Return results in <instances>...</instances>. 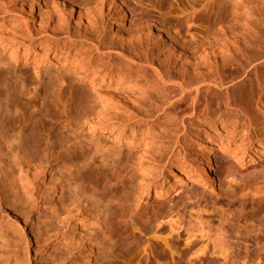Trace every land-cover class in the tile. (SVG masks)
<instances>
[{"label":"bare ground","instance_id":"obj_1","mask_svg":"<svg viewBox=\"0 0 264 264\" xmlns=\"http://www.w3.org/2000/svg\"><path fill=\"white\" fill-rule=\"evenodd\" d=\"M128 1L41 0L39 2L40 6L38 7L33 3L23 1L20 6L21 13L27 19L33 21L39 20L40 26L44 27L46 32L54 38L52 43L41 41L39 48L36 46L32 48L30 46L22 57L23 61L26 63L31 60L34 66L41 64L64 66L66 61L59 62V59H54L61 52V49L64 50L66 48L65 44L62 43L63 40L66 42L70 40H81V42H84L96 52L103 53L108 58V61L116 56L122 59L124 61L122 69L117 71L112 69L106 70L102 63L96 62V59L88 60L87 64L80 62L75 65L76 71L81 72L82 75H91L90 80L98 77L100 82L106 81L108 83H114L115 88L113 91L99 90L97 93L98 99L96 100L93 95L87 93L85 88L78 89L81 92L73 90L77 96V103L79 102L81 105L86 104L83 106L84 110L81 116L88 121V128L92 132H97L100 135L109 133L113 140H116L118 143L134 144L132 138L124 135V131L127 129V125L125 124L127 120L123 117L125 114L133 115L136 112L138 114L142 110L150 111L154 109L157 112H164L168 118L166 126L164 127L165 139L160 149L161 156L164 154H174L176 149L178 150V154H181L182 144L186 142V139L182 140L181 136L186 135L187 123L193 118L199 119L210 113L220 112V114L223 113V116L221 115L223 118L234 119V127L229 131V138L232 140V144H217V135L221 132V128L217 127L213 131L202 133L199 138L190 144L191 155L189 160H185L184 164L170 163L171 166L176 165L177 168L173 167V171L165 182H162L158 186H153L154 200L149 210L150 214L145 213L139 225L138 223L137 225L133 224L134 228L130 226L132 232L128 231L130 230L129 226V229L125 228V232H121V230L122 238L121 241L119 240L120 243L118 241L115 242L118 223L114 218V214L107 210L105 212L103 211L106 229L105 237L107 241L113 244V246L119 245L122 250H126V252L131 254L130 256L132 257L129 259L128 264H142L143 262L144 264H150L149 257H152L150 255L158 251L157 249L161 246L159 241L169 250V257L174 264L191 262L192 259H199L208 252L211 254L210 260L206 262L198 260V264H232L236 262L242 264H264V249L260 245L261 243L259 244L260 240H264V204L260 203V200L264 202V187L260 188L259 186L257 188V186L254 190V187L251 186L254 191L252 192L250 190V194L255 199H252L253 201L248 202V204L244 203L242 199H235L240 193L246 192L247 194L249 188H251L247 184L249 188L247 187L248 191H246L245 184L240 189H236L232 185V182L238 183V180L244 177L243 174L240 179H238V176H235L237 173L233 169L235 162L225 160L223 161V168H221L223 169L229 190L233 189L231 193L229 191L228 195H224V197L228 196L227 199L229 198L225 202L232 200L230 202L238 205L237 207L231 204L234 208L229 209L230 207L228 206V209H225V207H222V205L224 206L223 201L222 204L220 203L221 206L216 205L217 203L210 205V202L205 203L203 201L204 205L201 204V207L200 202L198 201L199 204L197 203L198 199H195V205L192 202L188 206L192 204L191 207L194 205L196 209L190 208L186 210L184 208L186 210V213L185 211L184 213L188 214V218L183 223V231L180 232V228L183 227V224L181 225L183 221L181 223L178 221L180 224L172 220L164 223V216L166 217V215L158 208V204H155L157 199L165 195H177L186 184L196 188V191L214 188L213 164L215 149L217 147L220 148V151L227 152L230 158L239 163H252L264 159V113H261L262 111L260 112V109H256V117L253 116L252 120V115L249 112L251 110L248 111V109L252 108L251 106V108H248V105H251L250 101H254L251 98L257 92L264 91V75L262 79L257 78L259 76L258 66L264 63V0L263 2H260V0H255L256 2H251V0L250 2H242L243 0H240L241 3L239 4H234L231 1L234 5H229L225 0H186L187 2H191V13L184 22L167 20L168 13H159L156 16V13L153 15L150 11L147 13V11L142 9L143 12L135 14L136 24L133 32L123 34L119 26L120 23L127 15V12L134 13L136 10V8H132L133 5H129ZM137 1L139 3V0ZM162 2L164 3V1ZM202 13H204V16L201 15ZM106 14L110 15V20L107 23V31L112 36V40L115 38L118 41L114 40L110 43L103 41L100 28ZM216 16H219L218 18L221 19L220 22L229 21L228 18L231 16V31H221L218 35L212 36L210 40L203 44H195V40L201 36L200 30L197 28H200L201 25L203 26V21L208 22ZM4 25L6 23L0 21V31ZM73 26H75L74 30H72ZM12 38L13 41L11 42L19 41L18 38ZM24 39L22 38L19 42L23 43ZM170 45L172 48H169ZM156 46L160 47L159 51H164L166 48H169L162 61L159 60V57L155 53ZM51 50L54 51V54L52 57L49 56V58L48 54ZM16 53L14 51L11 55H15ZM41 53H44V55ZM253 69H256L254 73H252ZM10 71L11 69L5 68L0 71V84L2 81L7 83L8 93L13 91L14 88L18 89L20 85L24 87L26 85V83L24 85L22 77L19 80V77L23 76L21 75L22 73L17 77L19 81L11 82L12 79L9 78V75H11ZM61 78L63 79L64 77L60 75L59 81L63 82L65 80L66 83L67 80L65 78L62 80ZM36 79H32V81H36ZM38 79L41 78L39 77ZM254 79H256L257 84L255 86L249 85V89L247 90V80L254 81ZM49 80L51 81V79ZM245 81L247 83L243 85L242 83ZM38 83L36 82V86L33 85L34 82L33 84L30 83L31 86L33 85L30 88L34 90V87L36 88L40 84ZM54 83L57 84V82ZM48 84L50 85V82L46 85ZM59 84L61 83L59 82ZM51 85L53 84L51 83ZM120 85H125L126 87L118 89L117 87ZM61 87L63 86L60 85ZM27 88L30 92L31 89L29 90V87ZM130 88H134L135 90H131ZM48 89L51 91V88ZM73 92L70 93L71 96ZM73 96L75 99V94ZM261 103L256 101L258 107ZM64 113L66 112L64 111ZM214 122L216 123V120ZM81 123L79 127H83L86 122L83 123L82 121ZM252 123H255L256 127L258 126L257 131L253 132L250 129ZM122 124L125 125L123 128H120ZM29 131V133L25 134L20 129L18 133L20 136H24L23 144L7 146L6 154L1 156L2 159H0V187H2L3 195L6 198L3 203L7 206L11 204L15 213H17L15 204L20 199L19 192L21 191L27 197L32 196L39 183L42 186L46 184L45 177L47 171L54 167L53 164L56 161L53 157L51 158L53 161L55 160L54 163L50 159V156L55 154L53 153L54 150L52 149V152L47 144H42L40 141L39 136L43 135L42 131L36 128H32ZM255 132L256 134L258 132L261 136H259L260 139H258L256 144L251 142L252 136H256L254 134ZM72 142L69 141V144H67L68 147L65 150L66 162L63 164L60 160L62 150L64 151L65 149L62 148L63 142L61 139L54 140L56 153H58L57 165H61L62 163V167H59V169L68 174L72 181V185L69 184V186L73 187L71 190V203L63 206L57 215L61 237L70 242H73V237L78 234L82 235L83 229L87 227L88 223L81 221V217H78L84 213L83 205L85 201L92 200L93 195H96L97 198L100 196L98 199L100 203L103 200L106 201L107 198H110V202L112 200L114 201L118 197L116 192H111V187L115 183L121 180L123 182L124 179L127 180L128 184L137 182L135 181L136 170L133 167V162L137 163L140 171L147 172L142 159L135 161L133 158H130L124 161L121 154L109 148L103 149L100 141L93 142L91 139L85 138L77 143H75L76 141ZM79 143H82V145H79ZM78 148H80V154L77 153ZM50 151L51 154L49 153ZM0 154H2L1 149ZM55 155L54 157H56ZM114 157L116 158V162L111 164L108 173L102 174L101 176L102 178L100 180H102L101 185L104 191L99 194L100 189L96 185L100 184H94L97 178L95 177L96 179L92 181V177L88 175L87 180H85L82 176V169L88 164L94 165L99 161L109 163L110 160L113 161ZM156 171L163 176L162 169H156ZM152 179L151 177L149 180ZM178 183L180 184L178 185ZM102 186L100 187L101 189ZM151 187L150 185L149 189ZM146 188V185L139 183L138 188L135 189L140 194H143ZM53 189L56 191L57 187ZM123 189H127L125 183L121 191ZM135 189L133 188V190ZM63 190L64 186L61 187L62 193ZM188 198L190 200L192 197L190 198L189 196ZM107 201L109 203V200ZM91 202L94 201L92 200ZM226 204H229V202ZM220 207L222 210H220L219 214L217 213L218 215L210 214V209H221ZM236 209L239 210L237 211ZM227 211L231 212H229L231 217L234 212H239L237 214L238 216L234 213V218H232V222L234 221V223L231 222V225H235L236 227L239 225L241 227L244 225L245 227L246 225L247 227V224H250L251 228L249 230L252 232V235L255 236L257 233L256 237L258 234L261 236L259 238L255 237L254 241H251L252 238L249 236L251 233L245 229L244 231L248 234L246 238L251 240H248V243L244 242V244L243 241L246 238L242 242H239L242 237H237V235L241 232L236 233L234 230L238 238L237 241L240 245H242L241 243L245 245L243 252L237 251L239 250L237 248L238 244L236 245L233 239L232 241L234 243L231 241V234L233 238L234 232L230 234L229 229L223 223L226 222L224 219L230 217V215L224 217ZM171 213H174V211ZM20 216L23 219V215ZM63 216L64 218H62ZM126 216L122 213L120 218L122 224L124 223L127 226ZM130 216L128 219H131ZM220 217H224L220 221L221 224L219 223ZM10 218L14 222L17 231L26 235L25 254L20 258L17 254L10 255L9 253L7 255L1 251L5 246H9L11 241L9 239V233L0 227V264H32V257L30 256L32 239L26 233V225L22 224L19 218ZM123 226L122 229L124 228ZM147 234L150 235L149 239L152 242L150 245V241L148 243L146 242L149 247L147 249L150 250V255L148 256L146 254L147 249L144 247L146 246L145 244L142 249H144V254L147 257H142L144 254H141L142 258L140 257L141 259H139L140 250L138 251L139 255L132 253L136 248L134 247L136 246L134 241L136 236L143 237L146 235L148 237ZM197 235L201 236L202 240L191 241ZM149 239L147 238L145 240L147 241ZM136 240L138 239L136 238ZM182 245L185 246V249L183 248L184 250H180ZM255 245L257 247L259 245L260 247L256 248ZM241 248L243 249L244 247ZM251 249L253 250L252 252ZM154 257H152V260ZM116 258L117 256L111 255L109 260ZM90 260V256L87 254L84 257L83 264H90Z\"/></svg>","mask_w":264,"mask_h":264},{"label":"rangeland","instance_id":"obj_2","mask_svg":"<svg viewBox=\"0 0 264 264\" xmlns=\"http://www.w3.org/2000/svg\"><path fill=\"white\" fill-rule=\"evenodd\" d=\"M23 1L31 4L33 3L37 7L40 6L39 2H41V0H0V21H4L6 23V25H4L2 27V30L0 31L1 33L0 34V60H1L0 71L3 68L11 69L10 71L11 75H9V78L12 79L11 82H16V80L19 81L23 78L22 80L24 81V85L26 83L25 85L26 88L20 84H19L20 88L18 87V89L17 88L13 89L11 87L13 91L9 92L10 95L7 91V83L2 81L0 84V149L2 151V154H0V159H2L1 156H4L6 154L7 146L21 144V143L23 144L22 141L24 139V136L23 135L20 136L18 133L20 129L22 130V133L27 134L30 132L29 130H31L32 128H36L37 130H41L43 133V135L39 136L41 143L47 144L49 149L52 152L54 150L53 153L57 154V155L54 154L56 156L54 157L52 153L53 156H50L51 161H53L51 157H53L56 161L58 158V153H56L54 140L61 139L63 142L62 148L65 149L64 151L62 150L61 153L62 156L60 157L61 158L60 160L62 161L63 164H65L64 163L66 162L65 150L68 147L67 144H69V141L70 142L76 141L75 143H77L82 139L88 138L91 139L93 142L100 141L101 144L103 145V149L109 148L112 151L121 154L124 161H126L127 159L129 160L130 158H133L135 161L142 159L143 162L145 163V168L147 169V172L140 171L137 163L133 162L134 165L133 167L136 170L135 181L137 182H133V184L131 183L128 184L127 180L124 179L123 182L121 180L115 183L111 187V192H116L118 194V197L116 198L117 200L115 199L114 201L112 200L110 202V198L109 199L107 198L106 201L103 200V202L100 203L98 202L100 196L97 198L96 195H93L92 200L94 202H91L92 200L85 201V204L83 205L84 213L82 214V216H78V217H81V221H86L88 224L87 227L83 229L82 235L78 234L77 236L73 237V242L63 239L61 237V232L59 231V227H58L57 215L59 214L63 206H66L67 204L71 203L72 200L71 190L73 188L72 186H69V184L72 185L71 178L68 176L67 173H64L61 169H59V167H62L61 161H60L61 165L60 164L57 165L58 163L54 160L55 161V164H53L54 167L49 169V171H47L45 177L46 184L42 186L39 183L35 188L32 196L27 197L21 191L19 192L20 199H18V202H16L15 204L17 207V213L13 211L11 204L7 206L5 205V203H3L6 200V198L3 195L4 193L2 187H0V227H2V229H4L9 233V239L11 241L10 245L5 246L1 251L3 253H6L7 255L9 253L10 255L17 254L20 256V258L23 257L25 254L26 235H23L20 231H17L14 222H12L10 218L13 217V219L14 218L21 219L22 224L26 225V233L29 234L32 239L31 248H30V256L32 257L31 258L32 264H40V263L41 264H83L84 257L87 254H89L91 259L89 262L90 264H128L129 259L132 257L130 256L131 254L129 252H126V250H122V248L119 245L113 246V244L109 243L105 237L106 229H105L103 211L105 212L107 210L112 214H114L115 216L114 218L118 223L116 233L120 235L119 236L115 233V236H117L115 237L116 240L115 242L117 241L119 242V240L121 241L122 238L121 232L123 231L125 232L128 226L131 230L132 228L130 226L133 227L134 226L133 224L137 225V223L139 225V223L141 222V218L145 213L150 214L149 210L151 209L153 204L152 201L154 200L153 186H158L162 182H165L169 177V175L171 174V172L173 171V167L177 168L176 165L171 166L170 163L174 162V163L184 164L185 160H189L191 155L190 144L194 140L199 138V136L202 133L213 131L214 128L217 127L221 128V132L217 135L218 138L217 144H221V143H223V145L228 143L232 144V140L229 138V133H230L229 131L234 127V119L223 118L222 117L223 113L220 114V112L210 113L209 115H206L203 118H199V119L198 118L191 119V121L187 123L186 135L181 136L182 140L186 139L185 144H182V151L180 152L181 154H178V150L176 149L174 154H164L163 156H161L160 149L164 144V139H165L164 127L166 126L168 120L164 112H157L156 110L151 109L150 111L142 110L139 111L138 114L136 112V114L133 115L125 114L123 118L127 120L125 122V124L127 125V129H125L124 135L133 139L134 144L132 145L118 143L116 140H113L112 136H110L109 133H104L103 135H100L97 132H92L87 126L88 121L86 119H83L84 117L81 116L84 110L83 106H85L86 104L84 103L81 105L79 104V102L77 103L78 100L75 91L78 89L81 90L82 88H85L87 90V93L89 95H93L94 98L97 100L98 99L97 93L99 92V90L113 91L115 88L114 87L115 84L108 83L106 81L100 82V79L98 77L90 80L91 75H87V76L84 74L82 75L81 72L76 71L77 69L75 65L79 64L80 62L87 64L88 60L96 59V62L102 63V65L106 70L112 69L117 71L122 69V65L124 64V61L120 59L118 56L108 61V58H106L103 55V53L96 52L93 48L89 47L84 42H81V40L78 41L70 40L67 42L63 40L62 43L65 44L66 48H64V50L61 49L62 53L61 52L58 53L56 58L54 59L55 60L59 59L58 60L59 62L66 61L64 66L60 67L54 64H45V65L41 64L38 66H34L31 60H29L30 62L27 61L25 63L22 57L26 52V50L30 48V46L32 48L35 46L39 48L40 47L39 44L41 41L43 42L47 41L52 43L54 41V38L46 32V29L44 27L40 26L39 20L33 21L27 19L24 16V14L21 13L20 6ZM162 1H164V3ZM225 1L229 5L232 3L234 4L241 3L240 0H225ZM231 1L233 2L231 3ZM253 1L256 2L255 0H251V2ZM128 2L129 5L130 4L131 6L133 5L132 8H136L137 11L135 10L134 13L127 12V15L120 23L119 26L121 27L120 29H122L121 31L123 34H128L130 32H133L136 24L135 14H139L143 12V10L147 11V13H149L148 11H150V13L153 15L156 13L155 14L156 16H158L157 14L159 13L161 14L168 13L166 17L167 20H172V21L178 20L180 22H184L191 13L190 11L191 2H187L186 0H167V1L146 0L141 2L139 0L140 4L138 3L137 0H129ZM242 2H250V0L247 1L243 0ZM260 2H263V0H260ZM201 15L204 16V13H202ZM218 17L219 16H216L208 22L203 21L204 22L202 23L203 26L201 25L200 28H197L198 30H200L201 36H199V38L195 40L196 42L195 44L198 45L203 44L204 42L210 40L212 36L218 35V33H220L221 31H226V30L231 31V16L228 18L229 21L227 22H222V21L220 22L221 19H219ZM103 20L104 22L101 23V28H100V31H102L103 41L106 43L113 42L114 40L118 41V39L115 38L112 40L111 38L112 36H110L109 32L107 31L108 30L107 23L110 20V15L106 14ZM74 29L75 26L72 27V30ZM12 37L18 38L19 41L22 38L25 39L23 43H20L19 41L11 42L13 41ZM169 48H172L171 45L169 46ZM169 48H166L164 51H159L160 47L158 46L155 47V53L159 57V60L162 61V59L167 54ZM14 51L17 53L15 55L13 54L14 55L13 56L11 55V53H13ZM41 54L44 55V53ZM53 54H54L53 50H51V52L49 51L48 57L49 56L52 57ZM15 56L17 57V59ZM255 70L256 69H253L252 73H254ZM258 71H259V76L257 78L262 79L264 75V63L258 66ZM20 74L23 76H20ZM60 75L67 80L66 83L65 80H63L64 78L63 79L61 78L64 83L62 81H59ZM18 76H20L19 80L17 78ZM52 76L54 77L52 78ZM39 77L41 79H38ZM32 79L33 80L36 79V81H32ZM49 79H51V81ZM47 80L50 82V85L49 84L46 85L47 83H49ZM44 81L46 82V84ZM254 81L247 80L248 82V87L246 88L247 90L249 89V85L255 86L257 84L256 79H254ZM36 82L40 83V84L38 83L39 85H37L36 87L37 89L35 87L34 90L33 88L31 89L30 88L31 84L36 86ZM54 82H57V84ZM59 82L61 84H59ZM247 82L245 81L242 84L246 85ZM249 82H252L254 84ZM51 83L53 85H51ZM33 85L31 87H33ZM60 85L63 87L60 88ZM46 86L47 87L49 86L48 88H51V91ZM27 87H29V90L31 89L30 92L28 91ZM124 87L126 86L120 85L117 88L121 89ZM58 89L61 90L58 91ZM73 90L75 91L73 92ZM131 90H135V89L132 88ZM71 91L73 92L72 96L70 94L72 93ZM74 94L76 100L74 99L73 96ZM255 96L251 98L252 100H254L252 102L250 101L251 105L250 104L248 105V108L251 107L252 108L251 109L247 108L248 111L251 110L249 112L252 115V116L250 115L252 120H253V116L256 117V109H260V112L262 111L261 113H264L263 112L264 91L257 92ZM256 101H258V103L262 102L261 104H259L260 105L259 107L256 105ZM64 111L66 113H64ZM214 120H216V123L214 122ZM82 121L83 123L84 122L86 123L83 127H79V125L82 124L81 123ZM125 124H122L120 128H123ZM252 127L250 129L253 130V132L257 131L258 126L256 127L255 123H252ZM251 134L253 135L252 132ZM254 134H256V132ZM257 134L256 136H252L253 138L251 142L254 144H256L258 142V139H260L261 137L259 134L258 135ZM80 144L82 145V143H79V145ZM229 150L231 149L229 148ZM51 151L49 152L50 154ZM77 153L80 154V148L77 149ZM214 155H215L214 164H213L214 181H215L214 188L196 191L195 190L196 188L190 186L189 184H186L183 186L182 190L177 195L170 194L157 199L155 204H158V208L161 210V212L164 213V215H166V217L163 215L165 218L164 223L169 222V220L177 221V222L180 221V223L183 221L181 223L182 225L184 222L187 221L186 218H188L187 217L188 214H185L186 210L190 208L196 209V207H194L195 205L194 202H196L197 199H198L197 203L199 204L200 202V205L201 204L204 205L203 201H205V203L210 202V205L217 203L216 205L221 206L223 201L224 206L222 205V207H225V209L226 208L228 209V206L230 207L229 209L234 208L232 207V205L235 207L238 206L233 202H230L232 200L225 202V200H228L229 198L227 199L228 196L224 197V195L225 194L228 195L229 191L231 193V190H233V189L229 190L228 188L229 186L226 183L227 180L223 174L222 168H223V161L225 160L235 162L234 164L235 166L233 167V169L234 171L237 172L235 176H238L239 177V178L237 177L238 179H240L242 174L245 177V180L244 177H241L240 179L241 181L237 179L239 181L238 183L232 182L234 188L240 189V187H243L242 185L244 184H245L244 186H246V189L248 186L254 187V190L256 189L257 186H258L257 188H259V186L260 188L264 187V179H263L264 159L252 163H248V162L239 163L233 160L232 158H230L227 152L220 151L219 147L215 149ZM114 162H116L115 157L113 158V161L110 160L109 163H105V162L103 163L99 161L94 165L88 164L85 166V168L82 169V176L85 178V180H87L88 175L92 177V181H94L97 178L96 183L94 182V184L97 183L100 184V185L98 184L96 185L100 189V191L98 192L99 194L102 191H104L103 186L101 185L102 184V180H100L102 178L101 176L102 174L108 173L111 164H113ZM156 169L158 170L162 169L164 173L163 176L161 174H158ZM151 177L153 179L149 180ZM124 183L128 190L123 189L121 191V188ZM139 183H143L144 185L147 186L146 191L143 194H140V192L136 190L139 186ZM179 184L180 183H178V185ZM247 184L249 185L247 186ZM150 185L153 188L151 187L149 189ZM62 186H64L63 193L61 191ZM101 186L102 189L100 188ZM55 187H57L56 191H54L53 189ZM252 187L249 188V191L248 189L246 190L248 191L247 194L246 192L242 194L240 193V195H238L235 199H240V200L242 199V201L247 204L248 202L253 201L252 199H255V197L252 196V194H250L251 191L252 192L254 191L252 190L253 189ZM133 188L136 189L133 190ZM189 196L190 198L192 197L190 199L191 201L188 200ZM107 200H109V203ZM192 202L194 203V205L192 207H191L192 204L188 206ZM227 202H229V204H226L227 205L226 207L225 203ZM260 203L264 204L262 200H260ZM172 210L174 211V213H171L173 212ZM210 210H211L210 214L216 215L217 213L219 214L222 208L221 209L216 208V210L215 209L213 210L210 209ZM230 211H227V213H225L226 216L224 217H227L229 215L230 217L224 219V221L226 220V222L223 223L229 229L230 234L234 232L233 238L231 234V241L233 239V241L236 242V245L238 244L237 248H239V250L237 251L243 252L245 249L244 242L248 243L251 240L249 238H246L248 237V234L244 230L245 229L249 230L251 228V225L247 224V227L248 225H250L248 229L246 225L245 227L243 225L242 226L243 228L240 225L239 226L241 228L239 226L236 227L235 225H231L232 223H234V221L232 222V218H234V215L235 214L237 215L239 212L237 213V211L236 212L233 211L235 214L233 213L231 217ZM122 213L125 216L127 215L126 216L127 226L126 224L124 225V223L122 224L121 222L120 216ZM20 215H23V219L21 218ZM129 216L131 217V219H128ZM224 217L219 218V223L221 220H223ZM62 218H64V216ZM122 226L124 227L123 229ZM230 226L231 228H229ZM180 229H181L180 232L183 231L184 224L183 227H181ZM130 230L128 231L132 232V230L131 231ZM234 230L236 231V233L239 231L241 232L237 235V237H242L241 238L242 240L239 238L240 239L239 242H242L246 238L245 239L246 241L245 240L243 241L244 244L241 243L242 245H240V243L237 241L238 238L236 237V233ZM247 232H250V230ZM250 233L249 236L250 238H252L251 241H254V238L256 237L257 233L256 234L253 233L255 234V236L252 235V232ZM147 236L148 237H146V235H144L143 237L136 236L138 240H136L135 238L134 242L136 246L134 247L136 248L132 251V253H136L137 255L140 254L139 259H141L142 257H147L146 254H148V256L150 255L149 254L150 250L147 249L148 247L147 243L150 241L149 239L150 235L147 234ZM140 237L144 239L142 240V238L140 239ZM259 237L261 236H259L258 234L256 238ZM147 238L149 240L146 241L145 239ZM199 240H202V238L201 236L197 235L194 236V238H192L191 241H199ZM151 243L152 242L150 241L149 245ZM159 243L161 246L160 248L157 249L158 251L155 252L156 254L154 253L155 255L154 254L150 255L152 257L155 256L153 260L152 257H149L150 264H154V263L174 264L171 262L172 259H170L169 257L170 255L168 254L169 250L166 249V247L162 242L159 241ZM233 243L232 245H234ZM145 244L146 246H144ZM259 244L262 245L264 249V240L263 241L260 240ZM143 246L146 247L145 249H147L148 253L146 252V254H144V249H142ZM239 246L244 248L242 249ZM255 246L256 248L260 247L259 245L258 247L257 245ZM181 247L182 248L180 250H182L183 248L185 249V246L182 245ZM234 248L237 249L236 247ZM139 250L140 253L138 254ZM252 251L253 250L251 249V252ZM141 254L144 255L142 256ZM111 255L117 256V258L113 260L111 259L109 260V257ZM210 258H211V254L208 252L205 253L203 256H201L199 259H192L191 262H184L182 264H195L196 262L198 264V260H202V262H206L207 260H210ZM154 259L156 262L154 261ZM238 263L242 264L240 262ZM238 263L236 262L232 264H238ZM142 264H144V262Z\"/></svg>","mask_w":264,"mask_h":264}]
</instances>
